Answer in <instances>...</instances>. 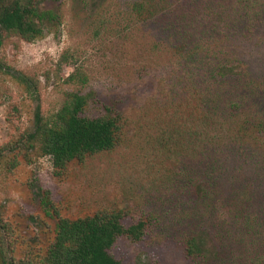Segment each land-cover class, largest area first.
Segmentation results:
<instances>
[{"label": "rangeland", "instance_id": "374dc122", "mask_svg": "<svg viewBox=\"0 0 264 264\" xmlns=\"http://www.w3.org/2000/svg\"><path fill=\"white\" fill-rule=\"evenodd\" d=\"M136 1L40 0L55 13L42 35L0 44V147L69 91L88 95L83 115L109 106L127 121L119 145L60 173L46 155L9 168L12 152H0L4 264L41 253L53 236L44 193L68 218L119 210L125 226L145 220L139 240L122 235L109 248L122 264H264V0L156 1L148 19L133 12ZM62 54L85 84L67 80L73 66ZM196 89L210 138L195 149L176 127V144L161 149L162 120ZM195 234L206 239L204 257L185 250Z\"/></svg>", "mask_w": 264, "mask_h": 264}, {"label": "trees", "instance_id": "16d2710c", "mask_svg": "<svg viewBox=\"0 0 264 264\" xmlns=\"http://www.w3.org/2000/svg\"><path fill=\"white\" fill-rule=\"evenodd\" d=\"M156 1L160 3L167 0H139L133 4L132 10L139 16L147 15L145 17L148 19L154 12L153 3ZM249 1L251 4L257 3V0ZM256 9V13L259 12ZM53 19L55 13L41 9L40 0H0V44L13 36L33 41L42 35L45 22ZM179 35L183 41L188 38L186 34ZM176 50L178 48L175 44L166 45L165 51L170 56L174 57ZM186 51V55L191 57L192 50ZM59 61L72 62L73 71L67 77L68 81L81 85L87 82L86 74L76 66L69 54H62ZM4 62L0 59V68L5 65ZM224 69L221 71L223 75L231 71L227 66ZM205 100V94L196 89L187 99L180 101L171 114L166 115L162 122L167 126V132L165 136H159L161 149L169 152L170 147L176 144L172 142L177 139L176 127L180 129L181 137L188 136L190 145L195 149L202 142H207L212 117L205 111ZM87 101V94L74 90L66 93L61 106L52 113L45 114L37 107L31 129L13 142L1 145L0 152H12L11 157L6 160L7 166L15 167L19 163V157L29 160L33 154L46 155L60 173L70 162H83L90 155L119 145L127 124L126 118L120 111L109 106H105L104 113L95 117L83 115ZM173 104L164 106L172 108ZM42 202L56 219L53 236L41 253L32 257L10 259L9 264H122L110 254L109 248L119 236L126 235L139 240L145 233V220L139 219L125 226L121 222L122 214L119 210H96L89 215L68 218L58 212L48 194L44 193ZM0 228L6 234L8 227L0 223ZM205 240L199 234L188 238L185 242L187 254L203 255ZM4 261L0 239V263L4 264Z\"/></svg>", "mask_w": 264, "mask_h": 264}]
</instances>
